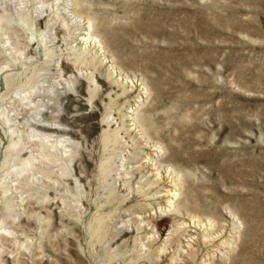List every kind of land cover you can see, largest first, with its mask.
Masks as SVG:
<instances>
[{"label":"rangeland","instance_id":"374dc122","mask_svg":"<svg viewBox=\"0 0 264 264\" xmlns=\"http://www.w3.org/2000/svg\"><path fill=\"white\" fill-rule=\"evenodd\" d=\"M0 264H264V0H0Z\"/></svg>","mask_w":264,"mask_h":264},{"label":"bare ground","instance_id":"6f19581e","mask_svg":"<svg viewBox=\"0 0 264 264\" xmlns=\"http://www.w3.org/2000/svg\"><path fill=\"white\" fill-rule=\"evenodd\" d=\"M74 4H75V2H74ZM40 128H45L44 126L45 125H43V124H37ZM51 127H53V126H51ZM46 129V128H45ZM51 129H54V127L53 128H51ZM33 136V135H32ZM18 136H16V138H17ZM50 138V135H47V134H45V135H43V136H41V137H39V139H41V140H45V139H49ZM53 141V140H52ZM18 142H19V138H17V139H15V140H12L11 141V147L13 146L14 148H16L18 145ZM45 142V141H44ZM50 142V141H49ZM48 143V142H47ZM58 146L59 147H61V148H66V146H64L63 145V143H64V140H63V142L61 141V140H59L58 141ZM17 145V146H16ZM57 145H56V143H51V145H50V149L51 150H54L55 152L56 151H58V149H57V147H58ZM20 150H22V148L20 149ZM19 151V150H18ZM49 151V150H48ZM42 152V151H41ZM64 152V151H63ZM44 153V152H43ZM17 154V153H16ZM47 155H50V154H47ZM62 155V154H61ZM43 158H45V156H43V154L42 153H39L38 154V156H30L28 159H26V160H24V161H22V162H20V166L18 167V168H16V170H18L17 171V173H16V176H15V178H14V180H11V181H17L19 178L20 179H22V180H24L25 178L28 180L29 179V177H25V178H23V175H26V174H28V175H32L31 177H32V179L33 180H38V176L36 175L37 174V172L38 171H33L32 169H33V167L35 166L36 167V165H37V163L38 162H40L41 161V159H43ZM56 159L58 160L59 158H55L54 159V161H56ZM46 160V159H45ZM44 160V161H45ZM36 164V165H35ZM55 166H56V164H54ZM29 170H32L33 171V173L32 172H29ZM46 174V175H45ZM44 176L43 177H45V178H51V172H45L44 174H43ZM12 184V183H11ZM13 186H11L10 185V183H8L7 184V186H6V190H5V192H7L8 190H12V189H10V188H12ZM4 192V191H3ZM5 232V231H4ZM2 233H3V231H2Z\"/></svg>","mask_w":264,"mask_h":264}]
</instances>
